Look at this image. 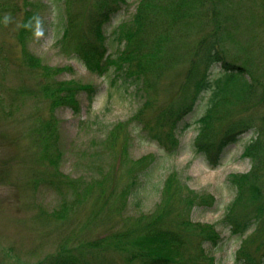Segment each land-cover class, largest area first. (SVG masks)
Masks as SVG:
<instances>
[{"label":"rangeland","instance_id":"rangeland-1","mask_svg":"<svg viewBox=\"0 0 264 264\" xmlns=\"http://www.w3.org/2000/svg\"><path fill=\"white\" fill-rule=\"evenodd\" d=\"M139 1L124 0L104 25L107 52L114 58L124 48L119 30L133 18ZM228 1L214 13L220 18L233 17L239 21L241 33L236 32L237 37L249 40L255 34L261 43L250 49V41L235 43L229 38L224 43L226 52L235 57H250V66L257 77L264 80V31L257 24V18L249 26L241 11L250 7L258 17L260 3L258 0ZM78 8L86 10L81 3ZM28 9L37 14L40 22L37 32L28 36L25 43L26 49L39 58L38 68L23 64V46L18 40L22 17ZM65 18L63 0H0V264H48L52 256L59 254L62 245L78 249L81 244L105 240L125 228H134L131 221L134 217L155 210L170 174L175 175L178 186L185 192L178 199L184 198L188 190L198 197L197 202L209 196L214 200L213 205L196 203L186 212L193 222L215 225L220 232L221 243L211 250L216 264H237L235 257L241 240L231 237L219 223L234 197L227 178L250 169V162L242 157V152L251 139V132L241 135L239 141L227 149L222 163L209 167L192 150L198 120L207 103V95L203 93L193 111L179 123L176 132L179 146L175 153L170 154L165 147L149 139L141 125L130 123L131 143L127 153L114 156L106 150L102 159L95 158L108 131L118 123L130 121L144 100L134 79L126 80L114 68L98 76L74 55L61 53L56 41L61 38ZM238 61L243 63L245 59L239 57ZM217 68L212 69L213 75ZM186 70L187 65L182 64L163 75L155 105L145 115L149 124L154 122L160 109L178 101ZM68 81H72L73 86H92L91 90L78 91V112L66 104L55 106L51 95L60 83ZM50 121L55 122L57 132L48 158L59 156L55 164L41 157L45 144L33 132L43 122ZM166 130L164 127L154 135L163 136ZM121 141L115 153L120 152ZM99 162L106 163L111 174L107 185L105 183L106 197L102 199L93 193L64 219L55 218L52 214L62 201L71 203L73 200L72 190L65 180L90 179L88 166ZM131 168L137 170L136 186L121 214L111 198L131 182ZM181 206L173 208L179 211ZM102 259L111 264H128L123 254L111 249L103 252Z\"/></svg>","mask_w":264,"mask_h":264},{"label":"trees","instance_id":"trees-1","mask_svg":"<svg viewBox=\"0 0 264 264\" xmlns=\"http://www.w3.org/2000/svg\"><path fill=\"white\" fill-rule=\"evenodd\" d=\"M63 1L65 26L61 38L56 41L61 53L74 55L87 70L98 76L114 68L126 80L134 79L144 100L130 121L118 123L108 131L95 158L102 159L106 150L114 156L126 154L131 143L130 123L141 125L149 139L165 147L170 154L175 153L179 146L176 134L179 123L193 111L204 93L207 103L198 120V134L192 150L209 167L222 163L227 149L237 143L241 135L246 132L252 134L242 152V157L250 162V169L227 178L234 197L219 225L228 230L231 237L241 240L235 257L237 264H264V80L257 77L250 66V57L227 54L224 46L229 38L235 43L245 41L247 44L250 41V49L261 41L255 34L249 40H242L235 34L241 33V26L237 24L239 21L233 17L220 18L218 13H214L220 5L229 3L228 0H140L133 18L119 30L124 48L114 58L107 52L104 25L124 0ZM258 1L261 9L258 17L253 15L250 7L241 8V11L249 26L257 18V24L264 31V0ZM78 3L84 4L86 10H79ZM234 10L237 12V9ZM39 24L37 14L30 9L25 10L18 40L23 46V64L28 67L38 68L41 65L39 58L25 47L28 38L37 32ZM239 57H244L245 61L239 62ZM182 64L187 65V70L178 101L160 109L154 122L149 124L145 115L155 105L163 75ZM215 67L218 68L213 75ZM83 89L91 90L92 86H73L72 81L60 83L59 88L51 93L55 106L66 104L78 112L76 95ZM164 127L167 130L163 136L154 135ZM33 132L45 144L41 157L55 164L59 156L48 158L57 132L55 122H43ZM121 139L120 152L115 153ZM105 165L103 162L89 165L88 180L84 177L66 179L73 200L71 203L62 201L52 215L64 219L93 193L105 198L111 175ZM129 173L131 182L111 198L113 206L121 214L126 210L129 196L136 186L137 170L131 168ZM178 183L174 174L166 178L155 210L134 217L131 220L134 228H125L105 240L81 244L78 249L62 245L59 254L52 256L48 264H111L102 259L107 249L123 254L128 264H216L211 250L221 243L220 232L215 225L193 222L186 212H190L196 203L213 205L214 200L209 196L197 202L198 197L186 189L187 195L178 199L180 194L185 193ZM180 204L181 210L173 208ZM174 212L176 214L172 216Z\"/></svg>","mask_w":264,"mask_h":264}]
</instances>
